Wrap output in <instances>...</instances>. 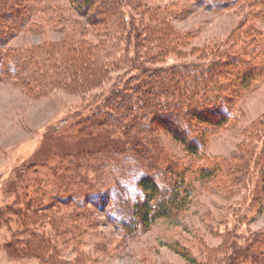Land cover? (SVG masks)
Returning a JSON list of instances; mask_svg holds the SVG:
<instances>
[{
  "label": "rangeland",
  "instance_id": "obj_1",
  "mask_svg": "<svg viewBox=\"0 0 264 264\" xmlns=\"http://www.w3.org/2000/svg\"><path fill=\"white\" fill-rule=\"evenodd\" d=\"M70 1L46 0L44 14L35 12V24L22 28L7 46L28 47L33 52L40 47L54 53L59 49L68 52L69 42L81 32L92 44L100 39L106 46L99 52L102 59L111 54L116 64L103 69L97 83L90 76L84 77L82 67L81 76L66 85L51 79L46 93L31 86L29 72L0 81V264L52 263L33 253L19 256L13 250L11 243L30 239L29 234L40 235L45 242L47 239L46 247L56 249L55 260L66 264H242L256 259L262 264L263 78L254 80L256 85L236 99L233 116L224 126L207 129L205 124H198L195 132L192 128L198 140L204 135L198 156H191L171 132L156 125L159 148L164 154L159 165L163 167L167 160L178 171L189 167L186 177L192 194L184 210L156 220L143 232L130 234L116 215H125L121 200L133 201L139 195L135 177L144 173L158 178L157 173H147L142 167L149 158H140L142 171L138 167L130 172L123 166L120 177H115L107 175L111 163L106 165L100 158L81 152H93L118 141V146L127 147L123 138L127 134L111 119L118 113L106 102L115 83L121 86L120 82L136 72L125 71L127 54L136 50V41L141 37L142 43L149 39L145 31L139 33L151 20L149 5L165 13L168 24L185 41L158 63L143 60L150 67L207 64L213 57L218 58L215 52L221 53L228 46L235 31L251 25L264 34V17L244 20L239 8L210 10L193 0H140L146 2L145 7L135 0H119L124 8V25L133 28L123 35L118 31L112 35L102 24L91 23L97 19L96 13L89 11L80 16ZM101 104L113 115L99 113L96 106ZM94 119H103L105 128L90 126ZM187 119L192 126L193 119ZM174 124L185 132L181 120ZM119 154H111V159L119 158ZM79 159L95 163L91 170L84 165L78 167L84 176L78 178L82 191H74L76 182L64 181L62 176L67 179L69 164L75 165ZM95 164H99L97 168ZM210 165H214V177L199 180L194 170ZM256 251L261 257L254 258Z\"/></svg>",
  "mask_w": 264,
  "mask_h": 264
},
{
  "label": "trees",
  "instance_id": "obj_2",
  "mask_svg": "<svg viewBox=\"0 0 264 264\" xmlns=\"http://www.w3.org/2000/svg\"><path fill=\"white\" fill-rule=\"evenodd\" d=\"M45 1L0 0V81L19 78L24 72H29L27 80L32 81L31 86L46 93L44 90L50 85V81L66 85L67 82L81 76L82 67L84 77L90 76L96 82L100 74L104 73L103 69H109L116 64L111 54H106V59H102L99 52L103 51L102 48L105 50L106 46L101 45L100 39L96 44H92L83 33L77 32V35L75 34L77 39L71 40L68 44V52L59 49L60 51L55 53L46 47L44 49L40 47V50L33 52L28 47L7 46L8 40L22 28L28 29L35 24V12L44 14ZM193 1L210 10L239 8L244 12V20L251 18L252 21L253 18L264 17V0ZM70 2L75 3L74 8L80 16L87 15L89 11L96 13L97 19L91 20V23L102 24L100 26L106 27L108 34L113 35V32L117 34L118 31L123 35L124 31L130 32L133 28L131 24L129 27L124 25V8L119 0H72ZM135 2L141 3L143 7L148 6L145 1L135 0ZM150 6L153 5L148 6L147 12L151 17L149 25L139 30L140 34L145 31L144 36L149 39L142 43L141 35L138 36L141 40L136 41V50L127 54L125 71L136 72L124 82H120L121 86H118L116 82L106 102L110 109H115L118 113V116H111V119L114 126L122 128L124 134H127L123 137L128 143H124L127 147L123 148L120 144L119 147L117 143L120 141H115L117 143H106L103 149H97L93 151L94 153L91 150L81 152L84 155L92 154L94 159L100 158L106 165L111 163L112 169L108 170L107 175L115 177H120L119 173L123 166L124 169L129 168L130 172L136 171L142 166L140 158H149L146 161L147 164L142 167H145L147 173L150 171L157 173L158 178L144 173L135 177V186L139 195L133 201L121 200L123 205H121V212L125 215L120 213L116 215L118 222L125 226L130 234L143 232L156 220L173 217L174 213L184 210L192 194L191 183L186 177L189 167L178 171L167 160H164L163 167L159 165V158L162 156L163 159L164 154L159 148L156 125L171 132L172 138L191 156H198L202 150L204 138V135H201L202 138L198 140L193 133L198 124H205L207 129L224 126L233 116L236 99L256 85L254 80L264 79V34L262 30L251 25L240 32L235 31L228 46L224 47L221 53L215 52L218 58L213 57L207 64L195 63L178 68L145 66L143 60L151 64L158 63L170 50H177L178 46L185 44L183 37H180L168 24L165 13H160L158 8H149ZM37 22H41V19ZM115 45L117 44H114V48ZM110 47H113V43ZM48 69L53 74L49 75ZM224 69L228 70L225 72ZM39 70H41L40 74H38ZM133 81L136 83L132 85ZM103 108L102 104L96 106L99 113L113 115V112ZM188 117L193 119L192 126ZM177 120L183 122L185 132L175 126L174 122ZM94 121L90 126L105 128L103 119H94ZM173 126L174 129H172ZM132 131L136 134L132 135ZM121 150H124L123 154H119ZM136 153L139 157H136ZM111 154H119V158L111 159ZM85 161L79 159L75 165L70 163L67 169L68 178L64 179L62 176L64 181L76 182L77 187L73 186L74 191H82L81 181L78 178L82 179L84 176L82 171H78V167L84 165L91 170L95 163L92 160ZM95 165L97 168L99 164ZM142 167L139 170L142 171ZM214 169V165L204 166L194 170V173L199 180L203 181L214 177ZM262 189L264 190V173ZM77 216L85 217V215ZM29 237L31 238L19 241L15 239L11 243L14 246L13 250L19 256L33 253L48 263L66 264L55 260L56 249L51 245L46 247L49 242L47 239L45 242L43 237L37 234H29ZM258 256L261 257V253L256 251L254 258ZM259 262L256 259L252 263L242 264H261Z\"/></svg>",
  "mask_w": 264,
  "mask_h": 264
}]
</instances>
